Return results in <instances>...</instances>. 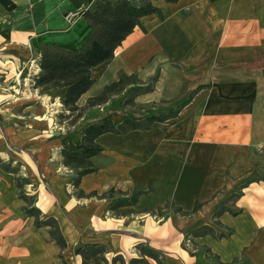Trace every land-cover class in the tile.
<instances>
[{"label":"crops","instance_id":"1","mask_svg":"<svg viewBox=\"0 0 264 264\" xmlns=\"http://www.w3.org/2000/svg\"><path fill=\"white\" fill-rule=\"evenodd\" d=\"M99 2L0 0V117L3 86L11 84L12 71L25 65L19 56L35 54L29 57L36 65L42 46L82 49L93 27L83 16L69 22L64 15L81 7L92 10ZM153 3L156 11L137 20L113 57L91 69L95 81L76 103L84 107L121 75H135L139 84L127 83L80 116L62 107L68 116L53 131L55 137L41 138L42 150L35 154L24 153L37 169L49 170L46 154L56 150L54 169L42 181L47 191L35 197L34 206L40 216L54 218L63 245L49 225L36 224L35 215L25 212L15 175L0 167V264H158L142 251L147 247L160 251L164 264H264V0ZM6 55L13 57V66L6 65L4 72ZM38 72L35 66L29 80L35 93L40 91L33 87ZM152 77L153 89L138 91L133 103L174 100L186 86L189 102L169 118L166 132L101 134L97 142L103 150L90 158L94 170L76 183L84 195L69 193L66 178L56 170L63 167L61 148L67 141L80 143L87 124L122 122L129 114L126 96ZM64 91L46 90L48 100L41 95L45 106L47 101L63 103ZM21 135L26 141L34 137L27 129ZM232 185L240 187L239 194L222 208L215 225L211 215ZM137 188L145 191L129 207L140 215L110 213L117 199ZM110 189L121 196L111 193L109 201ZM92 192L96 196H89ZM166 201L179 216L147 215ZM204 226L210 230L185 237ZM212 227L223 232L212 234Z\"/></svg>","mask_w":264,"mask_h":264},{"label":"trees","instance_id":"2","mask_svg":"<svg viewBox=\"0 0 264 264\" xmlns=\"http://www.w3.org/2000/svg\"><path fill=\"white\" fill-rule=\"evenodd\" d=\"M101 0L95 7L90 10L88 7L81 9L80 15L83 16L93 27L88 35L85 46L77 51L67 50L59 46H42L40 48V57L37 62L39 72L34 78L33 87L38 88L40 92L46 91L53 87L65 88L63 93V106L68 113H77L78 116L82 112L94 105L102 104L110 95L120 91L129 83L134 76L121 75L118 80L106 85L102 92L96 96L89 97L84 107L77 105L78 98L85 93L94 83L91 75V69L96 65L113 57L114 51L130 34L136 26L137 20L146 15H150L156 11L154 0ZM174 2L176 0H166ZM155 77L152 78L154 80ZM132 82V81H131ZM189 97H182L175 100L169 107L166 115H149L144 120H138L131 114H126L123 121L115 123L111 119H101L92 122L81 128L80 143L75 144L67 141L60 150L62 163L68 167L74 168L76 172V181L79 182L82 175L94 170L90 158L103 150V147L97 142V138L107 132L123 134L131 130H147L155 127L156 124L165 119L174 117L178 111L189 102ZM124 106L134 105L131 98L126 99ZM147 121H150L148 124ZM0 167L5 171H14L0 159ZM16 185L20 189L21 185L16 179ZM144 189L137 188L131 195L123 196L115 201V206L127 205L131 206L136 203L139 194L144 193ZM122 194L119 190L110 189L107 193ZM80 196L84 195L82 191ZM95 195V192L89 196ZM23 198V194L20 193ZM197 203L194 210L197 209ZM35 211L39 213L35 207L25 208V212L35 215ZM132 211V209H130ZM128 213V212H127ZM185 213V212H184ZM52 224V237L60 244H64V240L57 228L56 221L52 217L45 220H36V224ZM204 229L210 230V227L204 226ZM205 231V232H207ZM204 233V232H203ZM144 253L154 258L158 264H164L160 258L161 252L147 247L142 250ZM209 255V251L207 250Z\"/></svg>","mask_w":264,"mask_h":264},{"label":"rangeland","instance_id":"3","mask_svg":"<svg viewBox=\"0 0 264 264\" xmlns=\"http://www.w3.org/2000/svg\"><path fill=\"white\" fill-rule=\"evenodd\" d=\"M84 7L79 8L80 10ZM74 10V9H70ZM69 11V10H68ZM20 52V51H19ZM19 55V54H18ZM35 56L26 55V56H19L20 62L25 63L24 68L12 71L13 78L11 80V84L3 86V93L5 94L4 100V109H3V116L0 117V159H2L8 166L14 171L15 179H17L18 183L21 185L19 189V193L23 194V201L25 203V208H30L34 206L35 197L38 196L41 192H46L47 189L43 186L42 181H46V176L52 173L54 169V165L57 160L56 150H50L46 156L47 161L46 165L47 168H51L46 170L42 166L39 169L33 164V162L24 154L25 151H29L33 154L36 153V150H42V141L41 138H50L55 137L54 132L58 129V124L61 123L68 115L64 112L63 103L60 102H53L47 101V96L45 91L42 93H35L31 86L29 85L30 78L34 76H30L33 73L35 68V61L29 57ZM30 58V59H29ZM10 59H13L12 56H4V65L3 70L7 69V66L11 68L13 64L9 62ZM27 64V65H26ZM7 65V66H6ZM16 71V72H15ZM16 73V74H15ZM5 75V73H4ZM153 78V77H152ZM149 78L148 81L143 82V85H140V88L137 91L128 94L126 97L127 99L131 98L133 100L136 93L140 90H147L150 91L153 89L154 80ZM14 80V81H13ZM16 80V81H15ZM132 83H138V78L134 75V77L129 80ZM13 82V83H12ZM188 83V82H187ZM139 84V83H138ZM127 85V84H126ZM142 86V87H141ZM187 86L184 88L182 92L177 94L178 96L175 97L176 99L187 97L191 90H188ZM42 96H44L47 100V107L42 100ZM111 96V95H110ZM109 96V98H110ZM152 100L146 99L141 102H134V105H128L127 111L129 114L133 115L135 119L144 120L149 115H166L169 111L168 107L176 100ZM53 104V106H51ZM57 109H59L58 112ZM54 111V112H53ZM68 114V113H67ZM126 115V114H125ZM75 119V116L71 118V120ZM149 124L150 121H147ZM170 119H165L164 121L155 125V127L151 129L160 128L163 132H166L167 128L170 126ZM12 128L14 130H12ZM31 130L34 133V137L26 141V138L22 137L21 132L23 130ZM53 132V133H52ZM40 137H37V136ZM48 135V136H47ZM50 136V137H49ZM41 146V148H40ZM13 148H20L19 150H13ZM40 150V151H41ZM41 153V152H38ZM37 153V154H38ZM12 154H15L16 158L14 159L11 157ZM20 154V155H17ZM26 156V157H25ZM24 157V159H23ZM52 164V165H51ZM54 164V165H53ZM56 170L63 175L65 179L64 188L69 190V193H73L74 195H78L80 190L78 189V185L74 184L76 181V172L77 170L71 167H68L63 164L59 169ZM257 177L256 174H254ZM248 178H252L249 176ZM49 183V182H48ZM237 188H236V187ZM49 187H52L49 184ZM240 187L237 185H232L228 187L226 190L225 196L226 198H222L221 207L218 208L211 217L213 218L214 224H219L217 217L218 214L221 212L222 208L232 205L235 201L236 197L238 196ZM113 195L111 193L107 194V198L110 201ZM96 196V195H95ZM94 196V197H95ZM115 197H120V194H114ZM226 204V205H225ZM36 208V206H34ZM129 206L127 205H120L116 206L110 213L111 214H126L128 212L129 216L138 215L141 212L137 210L130 211ZM143 213V212H142ZM155 215L159 218L168 217L171 214L175 216H179V212L177 208L171 204V202L166 201L162 206L147 212V215ZM140 215V214H139ZM36 220H45L47 219L46 215L40 216L38 212L35 211ZM186 218H192V215H186ZM203 218V216H202ZM51 230L54 229L51 223H49ZM216 230L212 227V234H215L214 231L217 233H222L221 229L215 227ZM208 229H203V227L195 228L193 230H189L185 233V237L190 238L192 235H196L202 232L207 231Z\"/></svg>","mask_w":264,"mask_h":264},{"label":"built area","instance_id":"4","mask_svg":"<svg viewBox=\"0 0 264 264\" xmlns=\"http://www.w3.org/2000/svg\"><path fill=\"white\" fill-rule=\"evenodd\" d=\"M80 9H74V10H69L65 13L64 17L66 18V20H68L69 22H73L74 20H76V18L80 17ZM36 67H38V65H35Z\"/></svg>","mask_w":264,"mask_h":264}]
</instances>
